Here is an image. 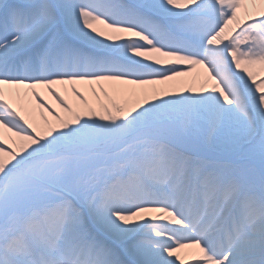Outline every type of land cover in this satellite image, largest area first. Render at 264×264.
<instances>
[{"label": "snow or ice", "instance_id": "1", "mask_svg": "<svg viewBox=\"0 0 264 264\" xmlns=\"http://www.w3.org/2000/svg\"><path fill=\"white\" fill-rule=\"evenodd\" d=\"M0 264H264V0H0Z\"/></svg>", "mask_w": 264, "mask_h": 264}]
</instances>
